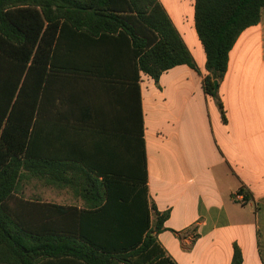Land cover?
<instances>
[{"label":"crops","instance_id":"1","mask_svg":"<svg viewBox=\"0 0 264 264\" xmlns=\"http://www.w3.org/2000/svg\"><path fill=\"white\" fill-rule=\"evenodd\" d=\"M159 1L197 69L178 65L158 80L143 72L137 80L121 39L81 40L70 52L80 68L48 70L43 101L40 94L33 103L34 151L48 164L34 166L17 195L74 209L50 217L66 230L88 218L107 232L113 215L97 213L108 200L106 177L118 183L113 171H141L139 96L151 227L168 214L155 234L167 256L176 264H232L238 245L243 264H264V10L231 50L216 99L204 90L209 72L195 0ZM120 181L117 197L136 201L139 192L143 202L138 184Z\"/></svg>","mask_w":264,"mask_h":264},{"label":"trees","instance_id":"2","mask_svg":"<svg viewBox=\"0 0 264 264\" xmlns=\"http://www.w3.org/2000/svg\"><path fill=\"white\" fill-rule=\"evenodd\" d=\"M263 10L264 0H195V26L209 72L203 81L207 94L219 99L215 81H222L231 50L244 30L261 21ZM115 37L130 48L137 80L140 72L158 80L178 65L197 69L159 0H0V264H176L155 235L168 214L151 227L139 96L141 171L136 177L113 171L111 178H118V183L106 177L108 200L97 213L113 215L104 221L107 232L96 230L98 221L88 218H79L75 231L66 230L50 217L54 211L74 209L17 195L18 185L31 177L33 167L41 161L48 164V157L35 154L32 131V107L40 94L43 101L45 74L79 69L70 52L81 40ZM218 103L225 118L223 104ZM120 180L131 182L132 188L138 184L143 202L139 192L136 201L117 197ZM124 213L130 217L123 218ZM232 264H243L238 245Z\"/></svg>","mask_w":264,"mask_h":264},{"label":"rangeland","instance_id":"3","mask_svg":"<svg viewBox=\"0 0 264 264\" xmlns=\"http://www.w3.org/2000/svg\"><path fill=\"white\" fill-rule=\"evenodd\" d=\"M179 3H180V0H173L174 5L179 4Z\"/></svg>","mask_w":264,"mask_h":264},{"label":"water","instance_id":"4","mask_svg":"<svg viewBox=\"0 0 264 264\" xmlns=\"http://www.w3.org/2000/svg\"><path fill=\"white\" fill-rule=\"evenodd\" d=\"M216 86H218V81H215Z\"/></svg>","mask_w":264,"mask_h":264}]
</instances>
